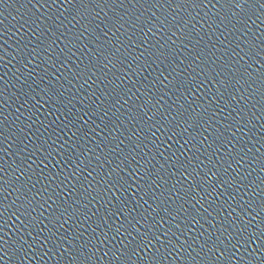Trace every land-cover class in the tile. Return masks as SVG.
I'll return each instance as SVG.
<instances>
[{
  "label": "water",
  "instance_id": "95a60500",
  "mask_svg": "<svg viewBox=\"0 0 264 264\" xmlns=\"http://www.w3.org/2000/svg\"><path fill=\"white\" fill-rule=\"evenodd\" d=\"M0 264H264V0H0Z\"/></svg>",
  "mask_w": 264,
  "mask_h": 264
}]
</instances>
